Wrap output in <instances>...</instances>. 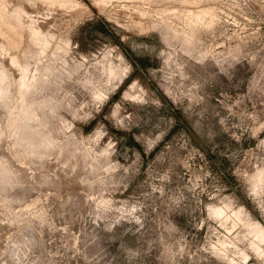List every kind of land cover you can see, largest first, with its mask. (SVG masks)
Instances as JSON below:
<instances>
[{
  "label": "rangeland",
  "instance_id": "obj_1",
  "mask_svg": "<svg viewBox=\"0 0 264 264\" xmlns=\"http://www.w3.org/2000/svg\"><path fill=\"white\" fill-rule=\"evenodd\" d=\"M0 264H264V0H0Z\"/></svg>",
  "mask_w": 264,
  "mask_h": 264
},
{
  "label": "bare ground",
  "instance_id": "obj_2",
  "mask_svg": "<svg viewBox=\"0 0 264 264\" xmlns=\"http://www.w3.org/2000/svg\"><path fill=\"white\" fill-rule=\"evenodd\" d=\"M12 13H14V12H12ZM11 16H12V15H11ZM133 86H134V85H133ZM214 212H215V214H217V215L220 214V211H218V210H215Z\"/></svg>",
  "mask_w": 264,
  "mask_h": 264
}]
</instances>
